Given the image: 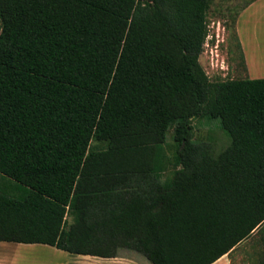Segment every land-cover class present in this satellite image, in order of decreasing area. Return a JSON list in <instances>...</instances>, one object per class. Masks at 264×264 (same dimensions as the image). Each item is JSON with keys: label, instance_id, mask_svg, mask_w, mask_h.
Instances as JSON below:
<instances>
[{"label": "trees", "instance_id": "trees-1", "mask_svg": "<svg viewBox=\"0 0 264 264\" xmlns=\"http://www.w3.org/2000/svg\"><path fill=\"white\" fill-rule=\"evenodd\" d=\"M211 4L0 0V241L211 264L256 236L264 264V78H208Z\"/></svg>", "mask_w": 264, "mask_h": 264}, {"label": "rangeland", "instance_id": "rangeland-1", "mask_svg": "<svg viewBox=\"0 0 264 264\" xmlns=\"http://www.w3.org/2000/svg\"><path fill=\"white\" fill-rule=\"evenodd\" d=\"M251 0H212L207 14L208 36L200 52L199 62L210 80L239 79L244 76V68L241 64V49L237 44V36L234 31V21L238 13L248 6ZM262 15L249 10L244 18L251 19L253 12L258 25L264 23V9ZM262 16V17H261ZM259 17V18H257ZM262 18V20H261ZM254 20V19H253ZM261 21V22H258ZM248 23V34L252 31L253 23ZM245 35L243 37L245 39ZM257 47L264 40L263 35L256 36ZM259 56V55H256ZM261 66V65H260ZM264 68V67H262ZM246 77L249 75L246 73ZM194 138L202 141H210L214 144L213 153H218L227 146L228 137L219 127L218 121L205 122L201 119H193ZM170 133L166 140L170 141ZM33 247H20V264H149L139 253L129 249H120L114 258H99L88 255H74L58 250L40 248L41 244H33ZM261 244L253 236L242 244H238L227 256L231 264H258ZM31 255V256H30Z\"/></svg>", "mask_w": 264, "mask_h": 264}, {"label": "crops", "instance_id": "crops-1", "mask_svg": "<svg viewBox=\"0 0 264 264\" xmlns=\"http://www.w3.org/2000/svg\"><path fill=\"white\" fill-rule=\"evenodd\" d=\"M262 9H264V0H253L250 4H248V6L243 8L242 11L238 13L235 18L234 31L237 36L238 42L240 44L242 50L241 54H243V59L245 63L243 78H248L246 77V73L247 75H249L250 79L264 78V68H262L264 67V40L261 41L258 47H257V41L255 40L256 36H259L260 34L264 36V23H262L259 26L253 12L251 13V19H249L248 17L244 18V15L249 10H253L256 13V15L257 14L262 15V11H263ZM250 20H252L251 21L252 23L254 21V23L252 26L251 33L248 34V27L245 26H247L248 23H250ZM258 22L261 21L258 20ZM245 33H247V35H245V39H244L243 34ZM246 240L247 239L241 241L239 245ZM33 246L35 245L10 242V241H0V264H20L21 263V257L19 253L20 247L28 248ZM40 248H47L52 250L51 249L52 247L46 244H41ZM227 256L229 255L225 254L211 264H231Z\"/></svg>", "mask_w": 264, "mask_h": 264}, {"label": "built area", "instance_id": "built-area-1", "mask_svg": "<svg viewBox=\"0 0 264 264\" xmlns=\"http://www.w3.org/2000/svg\"><path fill=\"white\" fill-rule=\"evenodd\" d=\"M209 34V33H208ZM208 36V35H207ZM207 36H206V38H207ZM206 38H205V40H206ZM205 42V41H204Z\"/></svg>", "mask_w": 264, "mask_h": 264}]
</instances>
